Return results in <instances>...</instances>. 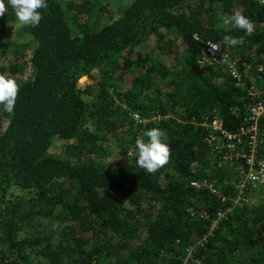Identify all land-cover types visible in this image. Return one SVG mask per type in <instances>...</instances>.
Listing matches in <instances>:
<instances>
[{
	"label": "trees",
	"instance_id": "trees-1",
	"mask_svg": "<svg viewBox=\"0 0 264 264\" xmlns=\"http://www.w3.org/2000/svg\"><path fill=\"white\" fill-rule=\"evenodd\" d=\"M46 3L35 27L7 0L0 16V74L19 85L13 111L0 109V264H264V196L211 228L244 167L217 165L232 150L212 120L234 133L249 87L264 85V0ZM235 10L252 35L223 24ZM153 127L171 155L151 174L135 141Z\"/></svg>",
	"mask_w": 264,
	"mask_h": 264
},
{
	"label": "built area",
	"instance_id": "built-area-1",
	"mask_svg": "<svg viewBox=\"0 0 264 264\" xmlns=\"http://www.w3.org/2000/svg\"><path fill=\"white\" fill-rule=\"evenodd\" d=\"M194 38L202 40L198 34H194ZM203 42L205 58L220 64H228L229 68L232 67V74L237 77L238 72L233 68L226 50H223L218 42L212 40H203ZM213 46L218 47L219 50L217 51L216 47ZM248 96V113L234 133L227 129H222V121L218 116H215L212 120L214 127L219 132L222 131L221 144L232 150L231 153L225 154L217 165L223 166L235 160H242L244 163V167H241L242 176L235 182L237 195L230 198L229 204L219 209L217 217L212 220V229L218 225L221 218H227L229 214H233L234 209L241 201L246 203L252 197L254 198L252 192L264 195V150L259 128L260 121L264 118V85L259 88L256 85H251L248 89ZM135 116L140 119L139 114ZM243 145L245 149H242ZM192 185L198 186L200 184L194 181ZM213 192L217 193L215 189H213ZM219 198H221L222 202H227L229 199L221 194Z\"/></svg>",
	"mask_w": 264,
	"mask_h": 264
},
{
	"label": "clouds",
	"instance_id": "clouds-1",
	"mask_svg": "<svg viewBox=\"0 0 264 264\" xmlns=\"http://www.w3.org/2000/svg\"><path fill=\"white\" fill-rule=\"evenodd\" d=\"M11 5L15 18L23 26H37L42 14L38 11L41 8H47L46 0H7ZM7 7L5 0H0V16L5 15ZM222 21L225 25H234L243 30L247 35H252L255 31L254 23L246 17L240 10H235L231 15H222ZM243 37H233L225 35L223 43L226 46L235 47L243 44ZM216 47V46H213ZM218 51V47H216ZM19 92V85L16 80L4 74H0V105L3 110L12 112ZM142 123V121H139ZM147 140L137 137L135 146L138 152L137 165L146 172L154 174L160 168L164 167L170 159V148L164 142V132L153 127L145 133Z\"/></svg>",
	"mask_w": 264,
	"mask_h": 264
},
{
	"label": "rangeland",
	"instance_id": "rangeland-1",
	"mask_svg": "<svg viewBox=\"0 0 264 264\" xmlns=\"http://www.w3.org/2000/svg\"><path fill=\"white\" fill-rule=\"evenodd\" d=\"M15 23L17 24V23H19V22H15ZM13 33L15 34V37H16V38L20 39V36H19L18 34L15 33V29L13 30ZM28 76H29V74L24 75L23 81H22L21 83L27 82V80H29V79L27 78ZM90 80H91V79H90L88 76H84L83 78H81V84H82L83 86H85L86 83L91 82ZM21 83H20V84H21ZM1 106H2V105H0V109H1ZM136 114H139V113H135L134 116H135ZM139 116H140V114H139ZM135 118H137V117L135 116ZM137 119H138V118H137ZM139 120L142 121L143 123H146V122L148 121V119L141 118V116H140V119H139ZM6 125H7V124H6ZM258 196H264V195L261 194V193H257L256 195H254V198H253L252 200L256 199ZM252 200H251V201H252Z\"/></svg>",
	"mask_w": 264,
	"mask_h": 264
}]
</instances>
